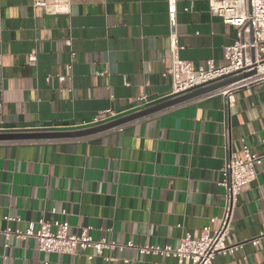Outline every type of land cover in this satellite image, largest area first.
<instances>
[{
  "label": "crops",
  "instance_id": "obj_1",
  "mask_svg": "<svg viewBox=\"0 0 264 264\" xmlns=\"http://www.w3.org/2000/svg\"><path fill=\"white\" fill-rule=\"evenodd\" d=\"M36 1L0 0V133L87 125L171 95L170 78L162 77L167 0H76L63 14ZM175 9L180 58L223 65L236 31L211 15L208 0H176ZM243 146L264 152L262 85L236 91L232 106L219 95L195 99L90 138L0 142V229L65 220L71 233L88 229L95 240L175 247L221 217L220 170ZM255 178L239 194L228 244L264 234V163ZM4 245L0 237V264L175 263L134 249L89 262L91 250L48 254L31 239ZM213 264H264V238Z\"/></svg>",
  "mask_w": 264,
  "mask_h": 264
},
{
  "label": "built area",
  "instance_id": "obj_2",
  "mask_svg": "<svg viewBox=\"0 0 264 264\" xmlns=\"http://www.w3.org/2000/svg\"><path fill=\"white\" fill-rule=\"evenodd\" d=\"M73 1L76 0H38L34 5L39 8H51L54 13L63 14L68 11ZM208 2L211 15L219 17L225 25L236 31L234 42L223 48L224 64L216 67L212 60H207L195 67L191 62L180 58L182 47L179 46L176 32V0H167L169 68L162 77L170 78L171 94H181L245 74L247 76L236 83L200 97L207 99L223 96L227 104L232 106L236 91L255 85L264 87V0H208ZM35 61L36 56L33 53L29 54V64ZM67 70L70 71V67ZM51 77L52 75H48L46 80H50ZM55 77L60 83L67 79L62 75ZM106 115L105 117L113 116L111 113ZM102 120L105 119H96L95 122ZM225 160L218 183L219 188L223 190L224 199L221 217L210 218L198 238L185 234L175 247L168 244L136 246L132 242L120 245L113 240H95L88 234V229L80 233H71L69 223L65 220L48 223L40 219L37 222H29L24 231L18 232L6 226L0 229V237L5 240V248L11 240L31 239L37 242L38 251L48 254L75 256L78 252L91 250V254L85 255L89 262L96 256L103 257V251L134 249L141 256L171 258L174 264H213L216 257L239 253L246 244L256 249L264 238V234L260 233L248 242L228 244L226 241L239 194L256 179V169L264 163V152L254 154L248 147L243 146L240 157L230 156ZM51 213L55 214V211L51 210ZM3 221L14 222L15 219L6 216L3 217ZM103 260L111 262L114 258Z\"/></svg>",
  "mask_w": 264,
  "mask_h": 264
},
{
  "label": "water",
  "instance_id": "obj_3",
  "mask_svg": "<svg viewBox=\"0 0 264 264\" xmlns=\"http://www.w3.org/2000/svg\"><path fill=\"white\" fill-rule=\"evenodd\" d=\"M247 75H239L218 81L215 84L204 86L192 92H184L181 94H171L163 97V99L147 103L144 106L127 111L126 113L111 116L106 120L92 122L82 126H71L69 128L53 129L51 131H36L34 133H0V142L16 143V142H52L54 141H72L83 138H90L110 130L117 129L127 125V123L144 119L145 117L162 113L164 110L181 105V103L195 100L201 96L218 91L236 83Z\"/></svg>",
  "mask_w": 264,
  "mask_h": 264
}]
</instances>
